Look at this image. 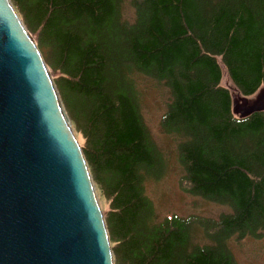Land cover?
Segmentation results:
<instances>
[{
	"label": "trees",
	"instance_id": "1",
	"mask_svg": "<svg viewBox=\"0 0 264 264\" xmlns=\"http://www.w3.org/2000/svg\"><path fill=\"white\" fill-rule=\"evenodd\" d=\"M10 2L59 74L57 92L109 202L114 264H235L221 246L188 247L186 222L154 223L141 173L157 158L127 75L133 69L169 88L165 122L183 135L189 192L233 208L216 240L264 230V114L234 117L220 86L222 66L242 97L264 87V0H133L126 28L118 0Z\"/></svg>",
	"mask_w": 264,
	"mask_h": 264
},
{
	"label": "water",
	"instance_id": "2",
	"mask_svg": "<svg viewBox=\"0 0 264 264\" xmlns=\"http://www.w3.org/2000/svg\"><path fill=\"white\" fill-rule=\"evenodd\" d=\"M264 114V87L234 97ZM0 264H113L86 163L37 49L0 0Z\"/></svg>",
	"mask_w": 264,
	"mask_h": 264
},
{
	"label": "rangeland",
	"instance_id": "3",
	"mask_svg": "<svg viewBox=\"0 0 264 264\" xmlns=\"http://www.w3.org/2000/svg\"><path fill=\"white\" fill-rule=\"evenodd\" d=\"M118 12L122 28L133 24L135 19L133 0H118ZM16 14L24 25L21 17L17 12ZM24 27L27 30L25 25ZM29 35L35 43L38 41L37 35L30 33ZM39 51L54 82L59 78V74L53 72L46 63V50L40 48ZM217 60L221 65L219 59ZM220 71V86L229 93L230 97H241L242 95L227 77L222 66ZM127 80L131 83L142 123L157 158L155 170L141 173L143 194L153 208L154 223L158 224L173 217L180 219L188 224V247L221 246L235 264H264V230L258 228L251 233H233L217 241L215 236L219 220L232 215L233 208L226 201H209L189 192L185 170L178 153L179 147L184 143L183 135L179 130L170 129L165 122V116L171 104V94L167 85L138 74L133 69L128 70ZM64 111L78 146H83L82 137L76 131L65 108ZM94 189L105 216L109 211V202L102 196L97 186L94 185Z\"/></svg>",
	"mask_w": 264,
	"mask_h": 264
},
{
	"label": "bare ground",
	"instance_id": "4",
	"mask_svg": "<svg viewBox=\"0 0 264 264\" xmlns=\"http://www.w3.org/2000/svg\"><path fill=\"white\" fill-rule=\"evenodd\" d=\"M8 2H9V4H10V7H11V9L13 10L14 14L16 15L17 19L19 20L21 26L23 27V29H24V31H25V34L27 35L28 39L31 40L32 44H33L34 47L37 49L39 55H40L41 58H42V55L40 54V51L38 50L36 44L34 43V41L32 40V38H31L30 35L28 34L27 30L25 29L24 25H23L22 22L20 21L19 17L17 16V14H16V12H15V10H14V8H13L11 2H10V0H8ZM42 61H43L44 65H45V62H44L43 58H42ZM45 67H46V65H45ZM46 68H47V67H46ZM222 68H223V67H222ZM223 70H224V68H223ZM47 71H48V68H47ZM225 73H226V72H225ZM48 74H49V71H48ZM49 76H50V74H49ZM227 77H228V76H227ZM50 78H51V76H50ZM51 81H52V83H53V85H54V87H55V84H54L52 78H51ZM55 90H56V92H57L56 87H55ZM57 95H58V98H59V100H60V97H59L58 92H57ZM60 103H61V106H62V102H61V100H60ZM62 108H63V106H62ZM63 110H64V108H63ZM64 112H65V111H64ZM232 115L234 116L233 113H232ZM234 117H236V116H234ZM66 118H67V116H66ZM67 120H68V118H67ZM68 122H69V120H68ZM69 125H70V123H69ZM70 128H71V126H70ZM71 130H72V129H71ZM74 138H75V136H74ZM75 140H76V139H75ZM76 142H77V141H76ZM78 147H79V146H78ZM79 149H80V148H79ZM80 151H81V150H80ZM82 156H83V155H82ZM83 158H84V157H83ZM84 161H85V160H84ZM85 163H86V162H85ZM86 167H87V170H88V175H89L90 182H91V184H92V187H93V190H94L95 196L97 197L96 192H95V189H94V184H93V181H92V178H91V175H90V172H89V169H88L87 164H86ZM107 235H108V232H107ZM108 239H109V237H108ZM109 243H110V242H109ZM110 249H111V247H110ZM111 255H112V260H113L112 250H111ZM113 264H114V261H113Z\"/></svg>",
	"mask_w": 264,
	"mask_h": 264
}]
</instances>
